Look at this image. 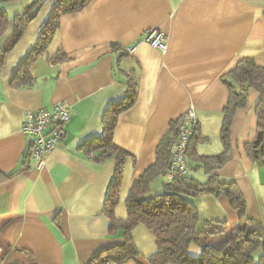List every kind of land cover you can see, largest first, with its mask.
Masks as SVG:
<instances>
[{
	"label": "crops",
	"instance_id": "1",
	"mask_svg": "<svg viewBox=\"0 0 264 264\" xmlns=\"http://www.w3.org/2000/svg\"><path fill=\"white\" fill-rule=\"evenodd\" d=\"M34 1L0 4L8 17L0 57L14 34L15 18ZM55 6V0L42 5L0 70V172L16 169L28 153L31 138L22 126L29 111L53 112L62 102L71 110L66 135L45 164L38 167L29 158L26 170L0 182V264H92L102 252L124 245L123 230L110 233L106 212L118 160L92 157L83 146L102 136L104 113L123 102L130 77L138 86L136 103L120 115L113 136L128 154L115 217L127 218L134 181L156 162L162 139L169 135L173 142L177 120L194 105L196 160L188 157L187 176L200 183L210 175L235 183L246 199L248 219L264 226V160L252 161L245 150L258 136L256 91L232 122L230 159L212 169L199 162L224 149L221 128L229 92L223 76L244 58L264 67V0H92L60 18L48 49L30 66L31 85L13 87ZM150 29L167 37L165 54L143 41ZM130 47L133 54L125 51ZM60 51L66 58L55 62ZM167 183L166 175L156 177L143 198L164 194ZM191 203L200 226L209 220L228 227L240 222L223 196L201 194ZM131 236L138 255L121 264H151L149 257L157 252L153 232L139 225ZM188 252L198 257L202 248L193 244Z\"/></svg>",
	"mask_w": 264,
	"mask_h": 264
},
{
	"label": "trees",
	"instance_id": "2",
	"mask_svg": "<svg viewBox=\"0 0 264 264\" xmlns=\"http://www.w3.org/2000/svg\"><path fill=\"white\" fill-rule=\"evenodd\" d=\"M4 1L16 0H0V4ZM46 1L35 0L25 9L22 16L15 18V31L2 51L0 70L4 65L6 55L21 40L26 27ZM55 1L56 6L42 27L35 48L12 80L13 87L31 85L30 66L48 49L59 28L60 18L63 15L82 10L92 0ZM7 25L8 17L0 9V37L6 31ZM114 49L121 50L118 46H114ZM65 58V54L60 51L52 59L59 62ZM222 82L229 92L221 128L224 149L220 155L207 159L201 158L199 162H203L204 167L212 169L224 165L230 159L232 122L237 111L247 105L251 91H256L260 95L256 116L258 134L260 135L258 147H263V152L256 153L254 143L245 145V150L252 161H263L264 67L259 66L253 59L244 58L237 62L233 70L223 76ZM137 88V83L130 77L123 102L110 105L104 113L102 136L90 140L83 146L87 148L86 151L92 157L96 154V158L100 160L108 158L118 160L114 181L110 186L106 200V212L111 220L110 233L114 234L123 230L125 236L124 245L102 252L93 259L92 264H106L107 262L121 264L136 257L138 250L132 240L131 233L139 225H145L155 237L157 252L149 257L151 264H264V226L259 221L248 219L246 199L235 183L222 182L214 175H210L206 183H200L187 175H178L172 182L164 185V194L150 199L143 198L149 191L152 181L167 173L172 142L169 135L162 139L157 149L156 162L134 181L126 199L127 218L122 220L115 217L114 210L120 198L123 170L128 154L114 143L113 136L120 115L136 103ZM192 139L187 154L189 158L196 160L195 148L191 145ZM29 158L28 152L16 169L8 173L0 172V182L10 180L26 170L29 167ZM201 194L225 197L238 214L239 224L228 227L226 222L209 220L200 226L199 211L191 203V200ZM193 244H198L202 248L198 257H192L188 252ZM258 252L260 253L256 255Z\"/></svg>",
	"mask_w": 264,
	"mask_h": 264
},
{
	"label": "built area",
	"instance_id": "3",
	"mask_svg": "<svg viewBox=\"0 0 264 264\" xmlns=\"http://www.w3.org/2000/svg\"><path fill=\"white\" fill-rule=\"evenodd\" d=\"M143 41L152 48L165 54L168 49L167 37L158 29L148 30ZM128 54L135 52V47L126 48ZM71 120L70 106L66 102L55 106L53 112L45 109L29 111L23 122V133L31 138L28 152L38 167H42L47 156L61 145L66 135L65 127ZM199 128L195 106L191 105L184 115L177 120V135L170 145V164L166 178L172 182L178 175H187L190 171L188 148L190 141ZM112 264V263H109Z\"/></svg>",
	"mask_w": 264,
	"mask_h": 264
},
{
	"label": "water",
	"instance_id": "4",
	"mask_svg": "<svg viewBox=\"0 0 264 264\" xmlns=\"http://www.w3.org/2000/svg\"><path fill=\"white\" fill-rule=\"evenodd\" d=\"M259 138H260V135L258 134L256 140L254 141V149L256 153H258L259 151L263 152V147H260V148L258 147Z\"/></svg>",
	"mask_w": 264,
	"mask_h": 264
},
{
	"label": "rangeland",
	"instance_id": "5",
	"mask_svg": "<svg viewBox=\"0 0 264 264\" xmlns=\"http://www.w3.org/2000/svg\"><path fill=\"white\" fill-rule=\"evenodd\" d=\"M260 252H258L256 255H258Z\"/></svg>",
	"mask_w": 264,
	"mask_h": 264
}]
</instances>
